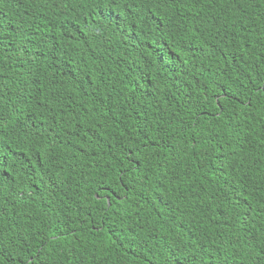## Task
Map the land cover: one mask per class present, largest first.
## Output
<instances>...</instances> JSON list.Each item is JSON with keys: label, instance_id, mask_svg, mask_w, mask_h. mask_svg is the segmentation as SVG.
<instances>
[{"label": "trees", "instance_id": "obj_1", "mask_svg": "<svg viewBox=\"0 0 264 264\" xmlns=\"http://www.w3.org/2000/svg\"><path fill=\"white\" fill-rule=\"evenodd\" d=\"M0 264H264V0H0Z\"/></svg>", "mask_w": 264, "mask_h": 264}]
</instances>
